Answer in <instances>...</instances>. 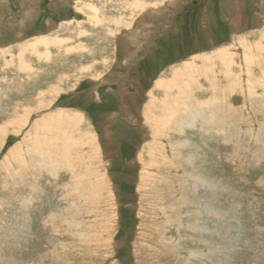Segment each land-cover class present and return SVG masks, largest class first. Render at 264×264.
Here are the masks:
<instances>
[{"label": "rangeland", "instance_id": "374dc122", "mask_svg": "<svg viewBox=\"0 0 264 264\" xmlns=\"http://www.w3.org/2000/svg\"><path fill=\"white\" fill-rule=\"evenodd\" d=\"M157 1L164 6L135 8L139 2L153 5ZM241 36L262 67L251 59L247 64L246 53L237 43ZM49 38L64 42L46 49L41 39ZM263 38L264 0H0V264H93L96 259L91 260V253L96 249H89L86 241H92L104 219L109 217L111 223L113 215L118 224L113 229L114 256L104 264H137L133 249L141 221L138 181L142 170L136 160L138 150L149 140L153 145L163 141L172 150V143L180 138L190 143L182 155L192 156L193 146L200 157L198 166L182 162L184 168L177 160L174 179L167 177L177 192L175 199L188 195L189 204L180 212L183 223L171 222L166 228L178 251L164 262L264 264ZM225 47L236 51L231 54V67L226 71L215 62L209 66L214 71L199 78L196 98L202 107L204 102L211 103L197 128L181 123L177 129L175 120L186 116H176L168 131L155 127L154 133L162 137L153 139L141 111L152 95L158 98L156 82L171 78V68L183 61L201 53L213 55ZM47 50L51 52L48 62L43 57ZM87 66L93 68L81 74ZM66 76L68 80L61 82ZM213 84L216 90H209ZM50 89L58 93L48 95ZM41 91L46 95L44 110L34 112L36 106L31 103L41 97ZM59 110L84 113L83 135L89 132L95 137L99 170L116 202L105 216L95 211L97 195L86 192L90 189H75L72 171L79 167L77 175L84 177L83 160L70 171L66 163L43 164L30 158L34 147H39L36 137L41 131L33 130L36 121ZM27 114L28 122L15 129L14 123ZM10 123L6 133L4 127ZM14 149L18 153L12 156L18 160L9 157ZM81 151H88L87 147ZM55 165L57 171H50ZM198 167L210 172H197L204 179L197 184L196 174L194 178L191 174ZM188 176L191 179H183ZM193 216L199 218L197 228ZM149 227L157 237L155 224ZM194 250L200 256H192Z\"/></svg>", "mask_w": 264, "mask_h": 264}, {"label": "bare ground", "instance_id": "6f19581e", "mask_svg": "<svg viewBox=\"0 0 264 264\" xmlns=\"http://www.w3.org/2000/svg\"><path fill=\"white\" fill-rule=\"evenodd\" d=\"M162 1L165 2L166 0H162ZM149 6H150V8H162L164 6V3L163 2L161 3L159 1H157V3H154L153 5H151V4H143V3L139 2V4H136L135 8L136 9H140V8L144 9V8L149 7ZM115 21H117V20H115ZM235 38L236 37L234 36L233 39L235 40ZM244 38H245L244 36H241L238 39L237 43H238L239 47H241L242 51H245V53H246L245 60H246L247 64L249 63V61L251 59V60H253V61H255L257 63L256 64L257 66L262 67L261 66V62H259L260 61L259 58L256 59L257 57L255 56V54L254 55L251 54L253 52V50H251V51L249 50L251 46L249 47V44L247 43V39L246 38L244 39ZM63 42L64 41H62L61 39H57V38H55V39L49 38V40L41 39V44H42V46L43 45L46 46V49H48L49 47H52V45L53 46H57L59 44L61 45ZM234 52H236L235 48L233 50V48L229 49V48L225 47V48H223L221 50H218V51L215 50V52H213V55H210V54L209 55H207V54L205 55V54L201 53L199 55L193 56V57L183 61L182 63H180V65L172 67L171 68V75H170L171 78H168L166 80H164L165 78L164 79L160 78L156 82V84L154 83L155 87L154 86L153 87H154V90L157 93L158 98L157 97L153 98L154 96L152 95L150 101L148 102V104H146L147 105L146 109H144V111H141L142 112L141 115L144 117V120L146 122L145 126L148 127V132L152 131V133L154 135L152 137L153 139L160 140V137H162L160 135H156L154 133L153 129L159 125L157 127V130L168 131L171 121L175 120L176 116H181V115L186 116L185 119L179 118V119L175 120V124H176L177 129L179 127H181V125H182L181 123H184V126L192 127L194 129L197 128V122L199 121V119L201 117H204V116H202V114H204V115L206 114L207 107H210V103H211L209 101L204 102V106L202 107V104H200L198 102L197 98H196V95L198 97V92L197 91H198V87L200 86L199 78H201L202 75H203V77H207L206 75H208L210 72H213L214 69L209 68V66L210 65L212 66V64H214L215 62H217L219 64L222 63V65H224L226 67L224 69H226V71H227V67H231V66H229V62L231 60V57L233 56L231 54L234 53ZM50 54H51V52L47 50L46 54H44V56H43L44 57V61L48 62V60H50L49 59L50 58ZM135 55H137V54H135ZM253 56L256 57V58H253ZM205 58H207V59H205ZM19 59H22V57H20ZM2 61H4V60H2ZM234 61H235V59H234ZM104 62H108V61L106 60ZM21 63H19V64H21ZM6 64H8V63H6ZM103 64H105V63H103ZM72 67H74V66H72ZM91 68H93V67L92 66H87V67H84L79 72H81V74H83L82 72L91 71ZM230 69H232V68H230ZM233 69H235V68H233ZM218 71H220V69ZM42 72H43V70H42ZM30 73H33V72L31 71ZM163 73H165V72H163ZM216 73H218V72H216ZM229 74H230V72H229ZM229 74H227V75L229 76ZM218 76H220V75H218ZM80 78L81 77L79 76L78 80H82ZM65 79L68 80V77L67 76L66 77H62L60 81L62 82V80H65ZM218 80H220V78ZM234 81L232 83H234ZM254 82L256 84H258V80L257 79ZM232 83H231V85H233ZM106 86H108V85H106ZM202 86H203V84H202ZM201 88H204V87H201ZM211 89H213V91L216 90L215 84L209 86V90H211ZM217 89H219V88H217ZM50 90H49L50 92L47 93L48 95H53V94L55 95L56 93H58L56 90H53V89H50ZM209 90H207V91H209ZM207 91H205L204 93H206ZM140 92H142V91H140ZM170 92H171V94H169ZM150 94H152V93H150ZM158 94H160V95L163 94V95L160 97ZM44 97H46V95H45V93L43 94V92H42L41 97L37 98V100L35 99L36 101L31 103V104L35 103V104H33V106H36L34 112H40V111L44 110V108H41V106H43L44 105L43 103L45 102V98ZM182 98H184V100L181 103V99ZM192 100L195 101L197 104L195 102H193ZM28 102H30V101H28ZM52 105H53V103L50 102L49 106L52 107ZM177 106L178 107L183 106V107L182 108H178ZM212 106H214V105H212ZM184 107H185V109H183ZM29 112H30V110H29ZM80 113L79 112L78 113H76V112L74 113V112H70V111H67V110H59V112L57 111L56 114L55 113H53V114L48 113V114H45V115L41 116V118H38V120L36 121V123H35V125L33 127L34 128L33 130L41 131L40 132L41 134L40 135L37 134V137H36V139L38 140L39 147L38 148L34 147V151H32L31 153L29 151L30 158L33 157L35 162H37V159H38L39 161L44 162L43 164H45V163L47 164L48 162H51V163L54 164L56 162V164L62 165L63 163H66L68 165V168H69L70 171H72V168L75 169V167H77V162L78 161L82 162V160H83L85 162V164L84 163H82V164L87 166L86 167V173L84 172L85 173L84 177H83V175H81V176L77 175V172H79L81 170L79 167H77V170L75 169L76 173H74L72 171V173L74 175L72 179H74L76 181V183H77L76 184L77 186H75V189L78 190L81 187L83 189L85 188V190L86 189H90L91 192H89V191H86V192L89 193V194L92 193V194L97 195L98 196V201L96 200L97 207H96L95 211L98 209L100 211L99 212L100 216H105V212L106 211L107 212L108 211L109 212L112 211V208L115 206V203H116L115 202V197H114V195L112 193V190L110 191L111 187H108V182H107L106 176L102 175L100 170H99V167H101L102 164H101V161H100V158H99V156H100L99 155V148L97 147L95 137L92 134H90L89 132H87V133H85V135H83V133H84L83 128L87 127V126H85L86 122H85V116L83 115L84 113L83 114H80ZM28 114H27V117L23 118L21 122L18 121L19 123L18 122L14 123L15 129H17L18 126L23 128V125H25V124H23L24 121L26 120L25 121V123H26L29 120ZM209 116L211 117V114ZM6 122H7V120H6ZM185 122H192V124H188V123H185ZM3 125H4V123H3ZM10 125H11V123L4 127V131H6V133H9V131H10L9 129L12 127ZM36 133L37 132H35V134ZM183 135H184V133H183ZM165 137L168 138V135L165 136ZM150 141L151 140L146 141L144 146L138 150V153H137V156H136L137 157V159H136L137 160V164H142V170L140 172L139 181H138L139 182L138 192H139L140 200H141V211H139L140 212L139 213V217H140L141 221H140V224L138 226V236H137V238L135 240L136 243L134 244L133 254H134L135 258H136L137 264H168V263L164 262V260H166L167 258L172 256L173 253H176L178 250L176 248V244L173 243L174 241L172 239H170V240L168 239V236H167L168 229H166V228L169 227L168 225L171 222L178 221L180 224L183 223V219H185V218L180 216V212H181V210L183 208H185V205L189 204V202H188V199H189L188 197L189 196L188 195H184L183 198L175 199V196H176L177 192H175V190L173 189V186L171 185V183L167 182V179H168L167 177L169 176V177L174 179V177H173L174 175L172 174L174 172H172V171L174 169V165L176 164L177 160L179 161L180 166L181 167L183 166V168H184L187 165L188 166L196 165V163H198L197 161L199 160L198 158L200 156L197 153V151H199V150L194 149L193 146L190 147L193 150L192 156H187V155L184 156V155H182L183 147L184 148L187 147L188 145H190V143H188L187 140L183 141L181 138L177 139L175 142L172 143V145H173V149L172 150H170L169 146L167 144H164L163 141L160 144L155 143L154 145L151 144ZM4 144H5V140H4L3 144H2V146H4ZM20 146H18V147H20ZM85 147H87L88 151H83L84 153H82L81 149H83ZM97 151H98V153H97ZM17 153L18 152L14 149L13 152H11V154L9 155L10 159L13 156H16ZM189 155H190V153H189ZM14 158H15V160L17 159L16 157H13L12 159L14 160ZM204 158H205V156H204ZM182 162L185 164V166L183 165ZM41 166L43 168H45V165H41ZM196 166H198V165H196ZM56 169H57V166L55 165L53 167H50L49 170L53 172ZM200 170L201 171L203 170V173L206 172V174H207V172H210L209 169L206 171V169H204L202 167H200L197 171H194L191 174V176H192L191 178H194L193 174H196V176L194 178L196 180V183L198 181L202 182V180H204V179H202V176L200 175L201 172H200V174L197 173ZM149 171H152V172H149ZM58 172H59V170H58ZM57 177H58V175H57ZM191 178L189 176L188 177H183V179H191ZM178 179H179V177H178ZM195 185H193V186H195ZM180 188L182 189V191L185 190L183 183L179 184V189ZM192 193L194 194V192H192ZM198 196H199V194H198ZM85 197L88 198L87 196H85ZM71 198H72V196H71ZM92 201L94 202V200H92ZM72 202H75V199ZM111 203H112V205H111ZM190 203H192V205H193L194 201H192V202L190 201ZM80 205L78 204V206H77L79 211H80V209H79ZM110 207H111V209H110ZM198 207H199V205H198ZM26 208H27V206H26ZM152 208L156 209L160 213V217L162 216V219L158 216L159 213L157 211L154 210L155 211V213H154ZM67 210H68V208H67ZM182 212H184V211H182ZM82 213H83V211H82ZM198 215H199V212H198ZM113 216H115V217H113ZM113 216H112V219H111V223L109 222V217L106 218V222H105V219H104V223H101V224L99 223V226H98L99 230L97 229L96 235H93V238L91 239L93 242L90 239H89L91 241L90 243L89 242L87 243V241H86V244L89 247V249H90V247H92L93 249H96V252H94V254L95 255L97 254V257H95V255L93 253H91L92 254L91 255V260L96 259L93 262V264H104L105 262L107 263V261H109L110 258L112 259L113 256H114L113 250H112L113 249V245H114V241H115L113 239V237H115L114 234H113V229L115 227L117 229L118 224L115 221V219H117L116 215H113ZM190 216H189V218H190ZM76 218H78V217H76ZM89 218H91V217H89ZM192 218H193V224H194L195 228H197L196 224H198V219L199 218L196 219L195 216H193ZM101 219H103V218H101ZM231 219H232V216H231ZM78 221L80 222L79 218H78ZM83 221H81V224H82ZM87 221H89V220H87ZM79 222H77V223H79ZM62 223H63V221H62ZM152 223H154L156 228H157L156 229L157 237H156V234L154 232V229L150 228V227L148 228V225L152 224ZM70 224H71V222H70ZM2 228H5V227H2ZM70 229H72V228H70ZM89 229H91V227ZM190 231H192V229ZM196 231H197V229L195 230V232ZM7 232H9V231L7 230L6 233ZM80 232L81 231H79V234H80ZM83 232H81V233H83ZM198 233H199V231H198ZM82 235H84V234H82ZM77 236H78V233H77ZM79 237L80 236H78V238ZM90 237H92V236H90ZM72 238L73 237H71V239L70 238L69 239L72 240ZM187 239H189V237ZM84 241H85V239H84ZM84 241H83V243H84ZM189 241H191V239L188 240L187 242H189ZM203 241H204V239H203ZM203 241H201V242H203ZM78 244H79V242H78ZM78 244H77V246H78ZM1 245H3V244H1ZM178 246H179V244H178ZM161 250L164 251V252H162ZM195 250H197V249H195ZM195 250L191 252L192 253L191 255L192 256L194 255L195 257L200 256L199 253H201V252L197 253V251H195ZM102 251H103V254L99 255L100 252H102ZM218 252H219V250H218ZM212 254L214 255L213 252H212ZM210 257H208V258H210ZM190 258H191V256H190ZM211 259L212 258H210V261H212ZM113 261H115V260H113ZM187 261H185L186 264H189ZM208 261H209V259H208ZM90 264H92V263H90ZM191 264H194V263H191Z\"/></svg>", "mask_w": 264, "mask_h": 264}]
</instances>
